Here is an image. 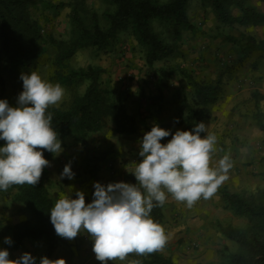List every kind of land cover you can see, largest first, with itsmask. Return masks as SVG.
Wrapping results in <instances>:
<instances>
[{"label":"rangeland","instance_id":"1","mask_svg":"<svg viewBox=\"0 0 264 264\" xmlns=\"http://www.w3.org/2000/svg\"><path fill=\"white\" fill-rule=\"evenodd\" d=\"M44 1L53 7L44 8L37 3L26 8L27 16L34 21L39 34L30 32V36L37 37L34 65L27 68L19 63L0 71V79L5 82V89L0 83V100H7L10 107L18 106V97L24 90L20 79L22 73L36 72L42 80L56 84L53 65L55 49L49 37H70L71 7L63 4L70 5L75 0ZM244 1L264 14V0ZM86 6L100 15L110 8L105 0H86ZM188 8L196 31L184 30L181 39L176 42L171 39L165 22H152L153 29L169 46L168 52L155 62V68L146 63L145 48L137 43L130 28L121 31L117 42L110 48L99 50L88 47L74 55L71 59L73 67L98 64L105 68L106 72L101 76L102 86L113 90L116 98L122 99L128 111L136 115V132L121 135L115 131L114 124L107 121L100 131L89 133L85 142L78 141L74 135L68 136L61 141L62 151L54 154L49 166H46L52 182L57 181L54 170L64 169L70 164L75 173L72 182L79 190L89 191L93 199L94 184L100 182L107 186L111 175L115 183L137 185L133 172L138 160L125 155L140 153V142L154 125L170 130L171 135L161 140L166 145L176 131H193L196 124L203 122L207 133L216 137L210 167L218 168L219 160L225 156L232 164L226 174L228 178L220 186L247 197L264 195V130L255 119V114L259 112L264 121V21L246 25L225 23L210 0H189ZM230 9L235 16L242 14L236 3ZM162 67L164 71H155ZM185 74L217 83L221 88L219 100L212 105L198 103L195 89ZM61 86L64 95L57 107L68 106L76 92ZM86 86L87 83L79 87L78 93L82 94ZM145 97L153 98L154 103L143 104ZM140 105L150 109L144 117L137 114ZM191 110H207L211 115L198 120ZM207 133L200 135L204 137ZM60 155L67 156L69 160L65 164V160L56 161ZM119 167L127 168L128 172L114 174ZM49 188L52 193L57 186ZM15 192L13 188L3 190L0 201L11 196L16 204L13 205L15 219L20 222L27 219L28 212L23 204L15 201ZM166 197V200L170 198L169 193ZM168 206L164 203L166 214H170ZM189 209H193L189 211V223H163L167 240L157 251L171 256L175 264H226L221 250L227 247L230 251H237L239 248L223 237L217 225L232 224L244 228L249 223L248 219L224 208L218 190L209 199L200 198ZM186 225L190 228L187 229ZM36 241L38 246L46 247L44 240Z\"/></svg>","mask_w":264,"mask_h":264},{"label":"trees","instance_id":"2","mask_svg":"<svg viewBox=\"0 0 264 264\" xmlns=\"http://www.w3.org/2000/svg\"><path fill=\"white\" fill-rule=\"evenodd\" d=\"M105 1L110 8L101 15L95 9L88 8L86 0H75L70 5L63 4L71 7L70 37H49L55 49L54 81L76 91L68 106H50L46 112V115H52L51 126L60 141L74 135L78 141L85 142L89 133L100 131L107 121H111L115 131L121 135L136 132V115L128 111L122 99L116 98L113 90L102 86L101 76L106 72L105 68L98 64L79 68L71 65V59L79 50L88 47L99 50L110 48L117 42L119 33L130 28L137 43L145 48L146 63L155 68V62L168 52L169 46L153 29L154 20L165 22L169 26V34L174 42L181 39L184 30L196 31V26L188 14L189 0ZM210 1L221 21L225 23L237 22L246 25L264 21V14L246 4L244 0ZM37 3H41L44 8L53 7L44 0H0V71L8 70L19 63L27 68L34 65L37 37L30 36V32L35 31L37 36L39 34L34 21L27 16L26 8ZM234 3L242 10L241 15L235 16L232 13L230 7ZM158 70L164 71L163 67L155 69ZM184 76L194 87L198 103L212 105L219 100L221 88L217 83L198 80L190 74ZM0 83L2 89H5L3 79H0ZM85 83L87 86L84 92L78 93V88ZM145 99L143 104L154 103L153 98ZM149 111V107L140 105L137 114L144 117ZM190 112L198 120L211 115L207 110ZM255 119L264 130V121L259 112L255 114ZM5 145L6 141L0 140V147ZM37 150L42 151L48 161L54 156V153L47 150ZM49 187L50 178L46 167L35 186L24 184L9 187L16 189L15 201L23 204L28 212L27 219L7 227L15 248L21 247L25 239H42L47 253L51 254L63 243V238L57 235L51 223L50 211L54 207V197ZM217 190L221 194L224 208L246 217L249 221L244 228L218 223L217 227L223 237L237 244L239 248L237 251H230L227 247L221 250L222 256L226 258L225 263L264 264V195L247 197L240 192L230 191L225 186H218ZM162 207L163 205H156L150 213L151 218L159 225L164 218ZM135 256L142 264H175L171 256L157 251Z\"/></svg>","mask_w":264,"mask_h":264},{"label":"clouds","instance_id":"3","mask_svg":"<svg viewBox=\"0 0 264 264\" xmlns=\"http://www.w3.org/2000/svg\"><path fill=\"white\" fill-rule=\"evenodd\" d=\"M20 79L24 90L18 106L10 107L7 100H0V140L6 141L0 147V190L4 191L12 185L35 186L39 182L50 162L38 148L54 154L62 151L51 126L52 115L46 112L50 106H58L64 89L59 83L42 80L36 72L22 73ZM201 133H207L203 122L193 131H176L164 145L161 140L171 132L154 125L140 142L143 160L133 172L139 187L125 182L107 186L96 182L94 200L87 205L83 192H77L76 199L61 196L50 211L57 235L72 240L83 229L94 239L93 251L103 264L123 261L131 253L143 255L162 249L167 236L150 213L154 206L165 203L164 189L176 201L192 207L200 198H211L232 167L227 156L219 160L218 168L210 167L216 137L209 133L202 137ZM61 176L74 178L70 164ZM4 242L10 245L11 237ZM0 264H36V258L25 252L11 260L5 249L0 250ZM40 264H66V260L44 256Z\"/></svg>","mask_w":264,"mask_h":264},{"label":"crops","instance_id":"4","mask_svg":"<svg viewBox=\"0 0 264 264\" xmlns=\"http://www.w3.org/2000/svg\"><path fill=\"white\" fill-rule=\"evenodd\" d=\"M128 156L135 159L136 161L138 160L136 162L137 164L142 162L143 160V157H141L137 152H132L131 154L125 155L126 158H128ZM66 158L67 156L62 157L60 155L56 161L65 160L63 162V164H65L69 160V159L67 160ZM135 168L136 166H134V170ZM63 170L64 169L54 170L56 175L55 179H57V181L53 180L52 182V180L50 179V186L51 187L52 186L54 187V185L57 186L54 192H52L54 197V205L56 201L61 198V196H65L69 198L71 197L72 199L78 198L76 195L77 192L84 193L86 205L92 203L94 199L93 197L90 196L89 191H86L84 189L79 190V187H77L76 183L74 184L72 182V179L66 180L67 177H61V173L63 172ZM115 171L116 173L114 174L120 175L127 173L128 169L125 167H119L116 168ZM62 178L64 179L63 181H61ZM109 178H110L109 180L111 181H109L108 183H115L113 175H111V177ZM125 183L132 184L131 182H125ZM137 186L139 187V185ZM141 191L143 192L144 190L141 189ZM164 191L165 193H167L166 189H164ZM169 195L170 198H168V200H166L165 203L166 205H169L168 208L170 214H166V211H164L162 207L164 218L160 225L164 228L163 223H166L168 221L173 223L176 221L182 223L185 222L189 223L191 221L190 218L191 213L189 211H193V209H189L186 202H178L172 197L170 193ZM1 199L2 197H0V200ZM13 205L16 204L12 202L11 196L4 197V200L0 201V250L7 249L9 251V259L11 260L19 259L23 253L27 252V253H31V255L36 258V264H40V260L44 256H47L51 260L63 258L66 260V264H103V262L99 261L96 258V255L93 251L94 239L91 237L89 233H87L83 229L77 235V237L72 240L63 238V243L59 245L51 254L47 253L46 247L38 246L36 241L37 239H33V238L25 239L23 244L19 248L14 247L13 241L10 245L6 244L4 242L5 238L10 237L7 227L17 223V220L15 219L16 217L15 211H13ZM183 213L185 215H183ZM186 228L189 229L190 227L186 225ZM135 255L137 254L131 253L123 261L117 259L113 261H108L107 264H142L137 260Z\"/></svg>","mask_w":264,"mask_h":264}]
</instances>
